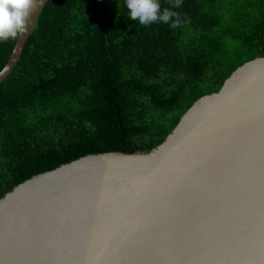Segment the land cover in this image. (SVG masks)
<instances>
[{
	"label": "water",
	"instance_id": "95a60500",
	"mask_svg": "<svg viewBox=\"0 0 264 264\" xmlns=\"http://www.w3.org/2000/svg\"><path fill=\"white\" fill-rule=\"evenodd\" d=\"M49 0H35L15 69ZM0 264H264V56L150 152L88 154L0 199Z\"/></svg>",
	"mask_w": 264,
	"mask_h": 264
},
{
	"label": "trees",
	"instance_id": "16d2710c",
	"mask_svg": "<svg viewBox=\"0 0 264 264\" xmlns=\"http://www.w3.org/2000/svg\"><path fill=\"white\" fill-rule=\"evenodd\" d=\"M158 2L177 15L145 26L126 0L48 1L0 85V199L88 154L150 152L200 97L264 56V0ZM18 35L0 41V71Z\"/></svg>",
	"mask_w": 264,
	"mask_h": 264
},
{
	"label": "clouds",
	"instance_id": "9594fccd",
	"mask_svg": "<svg viewBox=\"0 0 264 264\" xmlns=\"http://www.w3.org/2000/svg\"><path fill=\"white\" fill-rule=\"evenodd\" d=\"M35 0H0V41L14 39L18 33L24 31L26 19L33 10ZM180 6L176 0L174 7ZM126 7L130 10L129 18L138 20L141 25L153 22H169L177 13L167 8L161 13L158 0H126ZM179 19L171 24L172 28L178 27Z\"/></svg>",
	"mask_w": 264,
	"mask_h": 264
}]
</instances>
